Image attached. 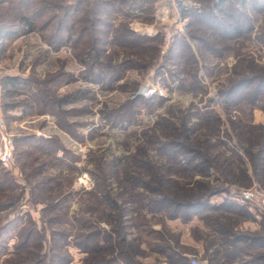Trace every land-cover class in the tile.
Masks as SVG:
<instances>
[{"label": "rangeland", "instance_id": "374dc122", "mask_svg": "<svg viewBox=\"0 0 264 264\" xmlns=\"http://www.w3.org/2000/svg\"><path fill=\"white\" fill-rule=\"evenodd\" d=\"M51 1L49 12L58 17L84 3L78 27L88 28L85 50L97 49V60L83 62L73 40L51 43L45 29L20 34L0 51V82L6 75L43 82L38 87L50 99L47 110L27 93L2 95L0 83V153L5 139L12 147L10 163H0L21 193L0 209V264L21 261L14 251L18 233L34 221L39 228L46 223L49 238L68 233L61 248L67 264L117 256L122 235L107 243L102 231L118 225L133 264H186L192 257L203 264H264V209L236 197L242 189H264V93L252 106L219 94L243 76L264 78V0H232L250 24L236 36L185 15L211 0H187L192 6L180 16L171 0ZM16 2L0 0V23L13 20ZM166 28L179 36L174 42ZM153 88L165 94L147 96ZM27 137L38 147L17 145ZM210 192L205 210L151 203ZM8 193L0 192V202ZM45 203L56 210L46 214ZM49 217L56 219L51 225ZM92 227L107 247L101 254L92 243L89 250L78 244Z\"/></svg>", "mask_w": 264, "mask_h": 264}, {"label": "trees", "instance_id": "16d2710c", "mask_svg": "<svg viewBox=\"0 0 264 264\" xmlns=\"http://www.w3.org/2000/svg\"><path fill=\"white\" fill-rule=\"evenodd\" d=\"M17 2L10 7V10L14 13V18L11 21H7L4 23H0V51H3L6 47V44L16 38L18 35L23 34L27 31L34 30H42L45 29L47 31V39L51 43H61L67 40L75 41V46L80 49L81 55L84 59L83 62H87L91 58H95L97 60V49L93 50L92 55L90 54V50H85V46L87 45L88 37L85 36L88 31L87 27L79 28L78 24L82 18L80 10L83 8V2H79L72 7L66 8L65 11L61 14V16H57L55 13L50 14L49 8L53 5L51 0H47V3L42 5H37L36 0H16ZM195 7H192L185 11L186 16H191L193 20H196L207 27L214 29L215 32L222 36H236L242 35L249 28L250 24L246 23L241 17H238L237 14L240 13L239 7L234 5L232 0H218L215 2L211 0L210 3L203 7L200 2L199 5L195 4ZM47 16V19L43 21L44 16ZM248 19V17H247ZM42 20V22H40ZM40 22V23H39ZM192 21L188 23L187 27L191 26ZM245 24L249 26L246 27ZM130 32V31H129ZM123 35V32L120 33ZM125 35V34H124ZM190 35V34H189ZM139 39H150L149 37H142L141 35H137ZM191 36V35H190ZM179 36L173 37V42ZM181 37V35H180ZM186 42V41H184ZM1 91L2 95H20L23 93H27L28 97H30V101L34 104L38 103L41 108L47 109L50 106V99L48 98L49 94L43 92V88L38 87L33 79L31 78H22L20 76H12L6 75L1 79ZM264 78L258 75L251 76H243L237 79L232 86H230L225 92H220L219 94L223 97L228 96L231 98V101H235L236 99L238 103H242L247 100L251 106L254 105V102L262 97L264 93ZM252 89V90H251ZM252 94H251V91ZM34 91V92H33ZM38 91L40 93H35ZM225 98V97H224ZM248 98V99H247ZM225 102L227 99H224ZM61 102V101H60ZM30 108H33V104L29 103ZM48 110V109H47ZM42 139V138H39ZM37 140V139H36ZM43 140V139H42ZM50 141V140H46ZM53 142V141H52ZM30 144L34 148L38 147L35 144V139L31 138H20L17 140V145L19 144ZM171 145V144H170ZM41 148V147H40ZM56 148V147H54ZM52 148V151L55 149ZM19 155H29V152L26 150L17 151ZM16 153V154H17ZM38 169L37 171H39ZM44 181V180H42ZM40 182L46 184L44 182ZM16 181L13 180V177L10 178L8 171H6L0 163V192L10 191L6 196V200L4 202H0V209L6 208L10 205L15 204L20 197L21 193H17L15 184ZM21 192V191H20ZM218 192V191H216ZM93 195V193H91ZM215 194V193H214ZM211 192L207 195H203L199 199H191L186 200L181 195L176 194L175 197H164L165 199H155L152 200L157 208L163 206L174 207V210L178 212L179 210H188L191 209L196 204H201V210L209 209L208 202ZM206 199V200H205ZM106 200L108 203H111V197L109 195L106 196ZM199 200V201H198ZM205 200V201H203ZM1 201V200H0ZM228 202L229 199H228ZM204 203V204H202ZM237 204L231 202L230 208L235 207ZM57 206L48 205L45 203L44 211L46 214H52L54 210H56ZM211 208V207H210ZM198 210V209H197ZM199 211V210H198ZM57 218V217H56ZM56 219L48 218L47 223L49 225L53 224V221ZM44 221V219H43ZM88 222V220H87ZM90 226V223L87 224ZM123 226L118 225V228L115 229L114 232H106L102 231L104 234V240L109 243L113 239V236L117 233H120L119 241H120V251L117 256L109 257L103 261L98 260L93 264H133L132 256L135 254L131 252L128 248L124 249L122 242H125L124 235L122 234ZM92 231L88 233H83L79 235L81 238V242L78 243L83 249L90 248V244L92 243L94 248L97 250L98 254H101L105 247L104 244H100L98 241L97 227H92ZM56 236L47 237L46 223H43L42 228L38 227V224L34 222L24 224L18 233V241L15 244V252L19 253L22 257L21 261L11 262V264H67L69 258L66 253H62L61 251L66 244V237L68 236L67 232H63L58 230L55 232ZM58 236V237H57ZM47 247L48 249L45 252L38 253L33 252V247L41 248ZM110 247H113L110 245ZM131 247V244H130ZM64 251V250H63ZM5 264V263H4ZM8 264V263H7ZM191 264V263H186Z\"/></svg>", "mask_w": 264, "mask_h": 264}, {"label": "built area", "instance_id": "2783aa9c", "mask_svg": "<svg viewBox=\"0 0 264 264\" xmlns=\"http://www.w3.org/2000/svg\"><path fill=\"white\" fill-rule=\"evenodd\" d=\"M172 7L174 8V12H176V16H180L181 12L187 8L192 6L190 1L187 0H171ZM165 36L167 40L172 39V32L169 28L165 29ZM147 96H152L153 94L159 92L160 95H164L165 92L157 91L156 88L147 89ZM3 123V120L0 118V124ZM12 160V147L8 142V139H5L1 153H0V161L4 165H8ZM237 200L245 203L256 204L261 209H264V189L260 187H253L248 189H242L236 194ZM191 264H203L202 261L196 257H192L190 259Z\"/></svg>", "mask_w": 264, "mask_h": 264}]
</instances>
